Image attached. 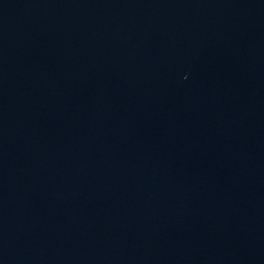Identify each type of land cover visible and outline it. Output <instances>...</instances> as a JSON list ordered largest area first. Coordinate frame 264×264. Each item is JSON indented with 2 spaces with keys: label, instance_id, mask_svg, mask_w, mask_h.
<instances>
[{
  "label": "water",
  "instance_id": "1",
  "mask_svg": "<svg viewBox=\"0 0 264 264\" xmlns=\"http://www.w3.org/2000/svg\"><path fill=\"white\" fill-rule=\"evenodd\" d=\"M259 0H0V264H99L192 91Z\"/></svg>",
  "mask_w": 264,
  "mask_h": 264
}]
</instances>
